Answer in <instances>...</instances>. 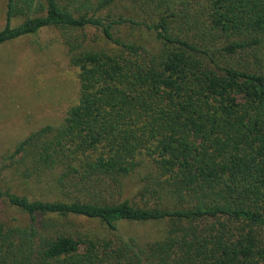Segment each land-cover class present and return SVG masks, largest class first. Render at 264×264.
<instances>
[{
	"label": "trees",
	"instance_id": "obj_1",
	"mask_svg": "<svg viewBox=\"0 0 264 264\" xmlns=\"http://www.w3.org/2000/svg\"><path fill=\"white\" fill-rule=\"evenodd\" d=\"M123 1L7 0L0 45L68 33L80 90L61 126L0 160V201L19 212L0 216V264H264V0H128L116 12ZM92 29L111 49L90 46ZM148 162L147 200L121 199ZM121 221L169 227L142 243Z\"/></svg>",
	"mask_w": 264,
	"mask_h": 264
},
{
	"label": "rangeland",
	"instance_id": "obj_2",
	"mask_svg": "<svg viewBox=\"0 0 264 264\" xmlns=\"http://www.w3.org/2000/svg\"><path fill=\"white\" fill-rule=\"evenodd\" d=\"M126 1L128 0L117 5L116 12L126 13L130 10L132 5ZM6 6L7 0H0V30L6 25ZM21 21V18H16L13 25H18ZM88 33L90 46L111 49L99 31L92 29ZM121 34L124 38L135 34L132 38L138 36V39L143 40L142 36H146L149 39L147 33L130 27L123 28ZM67 37L68 33L47 27L36 35L24 36L0 45V160L20 141L41 127L61 126L68 110L79 102V69L71 62L69 47L65 42ZM146 38L144 40L147 41ZM151 47L157 53L161 44L152 42ZM147 145H153L152 141ZM150 164L151 162L146 163L137 173L125 179L121 199H130L139 204L147 200L141 199L139 190L145 184L141 182V173L150 171L154 166ZM16 189L22 194L46 193L51 198H57L53 185L48 186V190L43 184H21ZM43 189L47 191L44 192ZM0 216L18 217L19 212L0 201ZM79 221L84 231L99 236L107 232L106 226L99 220ZM168 227V221L119 223V229L124 235L135 237L142 243L163 237Z\"/></svg>",
	"mask_w": 264,
	"mask_h": 264
}]
</instances>
